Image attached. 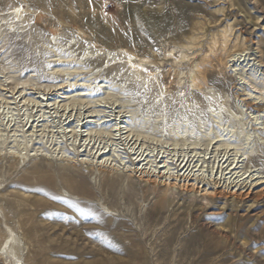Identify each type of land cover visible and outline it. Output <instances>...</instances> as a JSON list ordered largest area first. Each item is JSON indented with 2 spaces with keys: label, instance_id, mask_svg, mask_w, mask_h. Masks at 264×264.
Segmentation results:
<instances>
[{
  "label": "rangeland",
  "instance_id": "rangeland-1",
  "mask_svg": "<svg viewBox=\"0 0 264 264\" xmlns=\"http://www.w3.org/2000/svg\"><path fill=\"white\" fill-rule=\"evenodd\" d=\"M229 25L248 50L225 66ZM252 80L264 0H0V264H202L204 242L207 264H264Z\"/></svg>",
  "mask_w": 264,
  "mask_h": 264
},
{
  "label": "bare ground",
  "instance_id": "bare-ground-1",
  "mask_svg": "<svg viewBox=\"0 0 264 264\" xmlns=\"http://www.w3.org/2000/svg\"><path fill=\"white\" fill-rule=\"evenodd\" d=\"M221 31V30H220ZM232 31H233V28H232V26H227V27H225L218 35H215L214 34V36L213 37H211V42L208 44V49L210 50V52L211 53H213V54H217V53H220V55L219 56H221V54H222V56L221 57H223V62H224V65L225 66H227V64L228 63H231V62H233V61H235V59L239 56V57H241L242 56V54H244L247 50H248V48L245 46L246 45V43H247V41L245 40V39H242L241 37H236V38H234V39H230V37H231V33H232ZM241 32V31H240ZM242 33V32H241ZM195 42V40L192 38V40H191V43L192 42ZM195 44V43H194ZM193 44V45H194ZM188 47V46H187ZM209 52V53H210ZM261 52V51H260ZM259 56V55H258ZM128 57H130L131 58V56H128ZM260 57V56H259ZM187 58V56L186 55H181L180 56V59L181 60H184V59H186ZM222 59V58H221ZM259 59V58H258ZM236 60H238V59H236ZM126 61V60H125ZM258 61V60H257ZM111 62V61H110ZM108 63V62H107ZM114 63V62H113ZM116 63V62H115ZM145 63V64H144ZM257 63V62H256ZM119 64V63H118ZM144 64V65H143ZM260 64V63H259ZM145 65H146V60H142V61H140L138 64H136V65H134L133 64V62L131 61V59H129V60H127L125 63H124V65H123V67L127 70V72L129 73H131V75L133 76V78H134V80H138V78H140L141 76H143V75H141V73H143L142 71L143 70H146V69H144L145 68ZM112 66V65H111ZM229 66V65H228ZM261 66V65H260ZM227 68V67H226ZM236 68V67H235ZM124 69V70H125ZM197 69V68H196ZM125 72V71H124ZM200 72V71H199ZM126 73V72H125ZM124 73V74H125ZM145 73V72H144ZM147 73V72H146ZM191 73H192V71H191ZM128 75V74H127ZM146 75V74H145ZM201 75V74H200ZM75 76V75H74ZM125 76V75H124ZM147 76V75H146ZM150 76V75H149ZM204 76V75H203ZM202 76V77H203ZM191 77V76H190ZM196 77V76H195ZM194 77V75L192 76V78H191V86L192 87H194V88H198L199 87V83L197 82V79ZM130 79V78H129ZM263 79V78H262ZM141 80V79H140ZM139 80V81H140ZM258 80V79H257ZM143 81V80H142ZM146 81V80H145ZM179 81V80H178ZM245 81H243V85L244 84H249V85H253V87H252V89H254L255 88V84H257V82L254 80H252V81H250V82H245ZM178 83H180V82H178ZM258 83H260V82H258ZM260 84H263V86H264V80H263V83H260ZM259 85V84H258ZM69 86V85H68ZM146 86V85H145ZM253 93H255L254 95H253ZM89 95V93L87 92V90H84V92H82V94L80 95V96H88ZM245 96H246V98H244L243 100H245L246 101V103H248V101H249V103H248V105H249V107L253 110V112L254 113H256V119H259V113L261 114V113H263V111H264V89H259V91L258 90H256V91H250V92H247V94H245ZM121 130V128H118V131H120ZM106 154H109V151L108 152H103L102 154H101V156L103 157L104 155H106ZM142 155V154H141ZM136 160V159H135ZM233 167V166H232ZM232 167H230V171H229V173L228 174H231L232 173V171L235 169V166H234V168H232ZM185 168V167H184ZM189 168V167H188ZM228 170V169H227ZM146 171V170H145ZM143 172L144 174L146 173V174H149V173H152V172H149V170L148 171H146V172ZM225 171V170H224ZM167 174V173H166ZM244 175V174H243ZM251 175V174H250ZM250 175H248L245 179L247 180L249 177H250ZM184 176V175H183ZM189 177V176H188ZM180 178V177H179ZM235 178V177H234ZM257 178V177H256ZM184 179H187V178H185L184 177ZM231 179V178H230ZM191 180V179H190ZM194 180H197V178L195 179L194 178ZM236 180H237V178H236ZM244 180V179H243ZM242 180V181H243ZM252 180V179H251ZM254 180V179H253ZM201 181V180H200ZM203 181V180H202ZM195 182V181H194ZM233 182V181H232ZM246 181H244V183H245ZM238 184V183H237ZM237 184H235V187H236V185ZM195 185L196 184H192V185H183L182 186V190H187L188 191V188H190V190H189V192L190 191H192V190H194V189H196V190H199V187H195ZM170 187H168V189H169ZM237 190H240V188L239 189H237ZM166 193H167V191H166ZM224 195V194H223ZM239 195V194H238ZM224 197V196H223ZM234 197V196H233ZM203 200L204 199H210V200H215V199H217V198H221V195H220V193L219 192H217L216 190L213 192V193H210V194H208V196H204V195H202V197H201ZM235 199H240V198H238V197H235ZM205 207V206H204ZM8 230V229H7ZM8 231H10V230H8ZM10 233H11V231H10ZM12 234V233H11ZM196 236H197V238L198 239H202V240H204L203 238H202V235H201V233L199 234H196ZM16 242V241H15ZM17 243V242H16ZM14 244L15 243H13V240H11V235H9L8 237H7V239L5 240V242L3 243V245H2V247H1V249H2V252H3V254H8L9 252H8V250L10 249H14ZM18 245V244H17ZM203 247H204V245H206L205 247H204V249L201 251V252H199L198 253V255H197V258H196V260H197V262H199V263H202V264H207L210 260H213L212 259V257L215 255V249L213 248V249H211L210 248V246L206 243V242H204L203 244ZM196 252H194L193 254H195ZM231 255V254H230ZM230 255L229 256H226V257H221V259H220V261H219V263H224V262H226L227 260H229L230 259ZM16 256V255H15ZM14 256V257H15ZM232 257V256H231ZM18 264H20L19 263V260H18Z\"/></svg>",
  "mask_w": 264,
  "mask_h": 264
}]
</instances>
